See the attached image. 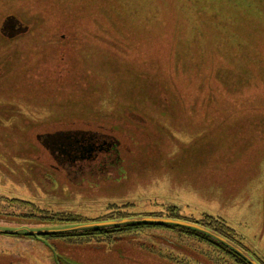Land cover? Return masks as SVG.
I'll list each match as a JSON object with an SVG mask.
<instances>
[{
  "label": "rangeland",
  "instance_id": "obj_1",
  "mask_svg": "<svg viewBox=\"0 0 264 264\" xmlns=\"http://www.w3.org/2000/svg\"><path fill=\"white\" fill-rule=\"evenodd\" d=\"M74 127L118 144L110 175L49 155L44 136ZM171 214L222 219L264 262V0H0V228ZM146 226L0 234V264H243Z\"/></svg>",
  "mask_w": 264,
  "mask_h": 264
},
{
  "label": "flooded vegetation",
  "instance_id": "obj_2",
  "mask_svg": "<svg viewBox=\"0 0 264 264\" xmlns=\"http://www.w3.org/2000/svg\"><path fill=\"white\" fill-rule=\"evenodd\" d=\"M12 17L13 16H8L7 19ZM4 26L5 29L11 31V37L28 32L27 27L22 28L23 30H20V28L16 29V26H20L18 21L8 22L5 20L3 23V27ZM55 56L51 55L50 62L55 61ZM58 67L59 66L56 67V70ZM52 68V65H49L48 70L54 72ZM63 71H65L64 67H61L60 72ZM58 76L65 75L60 73ZM67 130L68 131L60 132L56 135L46 134L44 136L45 143L47 145L50 144L47 146L49 148V155L58 163L59 167H62L66 176L70 178L76 175L77 177L84 178V176L90 172L89 169H91V167L95 168V173L98 175H110L112 173V153L114 152V149H117L118 147L117 143L112 142V137L101 135L99 132L90 135L84 134L81 129H76V127L72 129L68 128ZM127 229L128 228H124L123 226H115L111 228H103L98 230V232L85 231L81 234L78 233L68 236L64 238V240L73 239L84 241L86 238H89L87 240H90L96 236L109 242L112 240H118L122 234H117V232ZM193 238L196 239L195 237ZM227 254L235 256V254L230 251H228ZM235 257L238 258L237 256Z\"/></svg>",
  "mask_w": 264,
  "mask_h": 264
},
{
  "label": "water",
  "instance_id": "obj_3",
  "mask_svg": "<svg viewBox=\"0 0 264 264\" xmlns=\"http://www.w3.org/2000/svg\"><path fill=\"white\" fill-rule=\"evenodd\" d=\"M154 224L160 226H176V227H184L188 229H192L198 232H201L212 239L216 240L227 246L230 250L234 251L238 256H240L244 261L248 264H260L254 257H252L248 252L244 249L236 245L235 243L229 241L225 237L221 236L217 232L198 225L196 223H192L185 220L179 219H170V218H156V217H132L128 219H120V220H111L105 221L101 223L95 224H75V225H66L61 226L55 229H38V230H27L23 228H16V229H8V228H0V234H11V235H29L35 238H40L44 235H52L58 233H68V232H75V231H84V230H91V229H100V228H108L113 226H121L126 224Z\"/></svg>",
  "mask_w": 264,
  "mask_h": 264
},
{
  "label": "trees",
  "instance_id": "obj_4",
  "mask_svg": "<svg viewBox=\"0 0 264 264\" xmlns=\"http://www.w3.org/2000/svg\"><path fill=\"white\" fill-rule=\"evenodd\" d=\"M15 201L21 202V201H18V200H15ZM22 203H24V202H22ZM204 216H206L205 219H204L205 221L204 220L203 221L202 220H199V221L195 220L194 222L198 223V224H200V225H202V226H204L206 228H209V229H211V230H213L215 232H217L218 234H220L221 236L225 237L226 239H228L231 242H237L236 241V234H235L234 230L232 228H230L229 226H227L226 223L222 219L214 218V217L206 215V214ZM169 217L176 218V216H174L173 214L169 215ZM177 218L181 219V217H179V216ZM201 222H204V224L201 223ZM146 225H148V224L140 223V224H126V225H122V226L124 228H132V227H144ZM148 226H157V225H148ZM166 228H177L178 230L183 231V233L188 234L189 236L193 234L192 236L195 237V238L200 239V241H203V242H206V243L210 242L211 244L210 243H208V244L211 245V246L216 244L217 246H220L223 250L224 249L225 250H230L224 244H222L220 242H217L216 240L212 239L211 237H209V236H207V235H205V234H203L201 232H198V231H195V230H192V229H188V228H184V227H168V226H166ZM101 229H103V228L91 229L90 231L91 232H98V230H101ZM78 233H76V231L75 232H68V233H58V234H52V235H45L44 238H48V239L49 238H55V237L66 238L68 236H72V235H75V234H78ZM79 234H81V233H79ZM16 236L31 237L29 235H16ZM239 259H240L241 262H243V264H248L241 257Z\"/></svg>",
  "mask_w": 264,
  "mask_h": 264
},
{
  "label": "crops",
  "instance_id": "obj_5",
  "mask_svg": "<svg viewBox=\"0 0 264 264\" xmlns=\"http://www.w3.org/2000/svg\"><path fill=\"white\" fill-rule=\"evenodd\" d=\"M235 232V231H234ZM236 234V233H235ZM236 238H237V236H236ZM239 238V237H238ZM237 238V240L242 244V241L240 240V239H238ZM242 245H244V244H242ZM260 260H262V259H260ZM263 261V260H262Z\"/></svg>",
  "mask_w": 264,
  "mask_h": 264
},
{
  "label": "bare ground",
  "instance_id": "obj_6",
  "mask_svg": "<svg viewBox=\"0 0 264 264\" xmlns=\"http://www.w3.org/2000/svg\"><path fill=\"white\" fill-rule=\"evenodd\" d=\"M123 68H125V67H123ZM132 79V78H131Z\"/></svg>",
  "mask_w": 264,
  "mask_h": 264
}]
</instances>
